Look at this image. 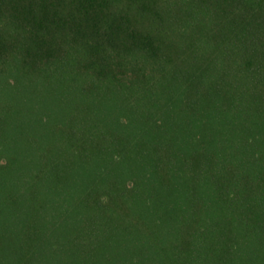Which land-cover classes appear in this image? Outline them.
I'll return each instance as SVG.
<instances>
[{"label":"trees","instance_id":"obj_1","mask_svg":"<svg viewBox=\"0 0 264 264\" xmlns=\"http://www.w3.org/2000/svg\"><path fill=\"white\" fill-rule=\"evenodd\" d=\"M0 264H264V0H0Z\"/></svg>","mask_w":264,"mask_h":264}]
</instances>
